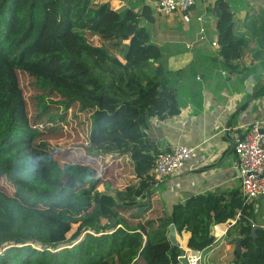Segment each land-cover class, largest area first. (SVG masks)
Wrapping results in <instances>:
<instances>
[{
	"label": "trees",
	"instance_id": "16d2710c",
	"mask_svg": "<svg viewBox=\"0 0 264 264\" xmlns=\"http://www.w3.org/2000/svg\"><path fill=\"white\" fill-rule=\"evenodd\" d=\"M114 1L0 0V264H181L172 224L192 236L191 250L205 251L215 243L212 227L235 219L246 203L242 193L203 194L149 218L159 215L154 169L166 151L149 131L154 120L180 114L183 69L163 64L140 12L114 10ZM213 14L223 64L237 68L245 47L263 45L264 13L235 20L221 0ZM22 75L36 99L92 111L89 151L128 159L135 176L128 185L102 193L90 164L63 163L38 141L45 110L30 116ZM85 205L77 219L67 212ZM253 229L244 214L227 233L235 245L243 239L236 264H264V228Z\"/></svg>",
	"mask_w": 264,
	"mask_h": 264
},
{
	"label": "crops",
	"instance_id": "0c3cea01",
	"mask_svg": "<svg viewBox=\"0 0 264 264\" xmlns=\"http://www.w3.org/2000/svg\"><path fill=\"white\" fill-rule=\"evenodd\" d=\"M227 1L235 20L264 13V0ZM156 2L117 0L112 7L139 11L151 45L160 51V61L183 69L178 96L180 114L166 121L154 120L149 131L164 150L173 145L200 148L198 157L187 162L180 174L155 185L161 207L155 204L154 211L170 215L174 205L191 196L219 193L230 199L231 194L242 193L241 178L236 174L239 159L235 145L250 125L264 118V96L258 94L264 87V55L253 57L256 51L260 57L264 48V23L260 28L263 45L249 44L243 49V60L236 63L239 67L229 69L220 56L217 18L213 14L217 2L198 0L189 23L180 14L152 20L148 8L155 11ZM198 17L203 18L202 22L197 21ZM243 213L258 228H264V201L253 200ZM178 239L182 248L190 249V234L178 235ZM233 240L226 237L203 251L202 264L234 263Z\"/></svg>",
	"mask_w": 264,
	"mask_h": 264
},
{
	"label": "rangeland",
	"instance_id": "374dc122",
	"mask_svg": "<svg viewBox=\"0 0 264 264\" xmlns=\"http://www.w3.org/2000/svg\"><path fill=\"white\" fill-rule=\"evenodd\" d=\"M149 14L152 20L159 18V15L149 7ZM110 21V20H109ZM107 21V22H109ZM87 36V34L85 33ZM162 36V35H161ZM88 38L94 44H100L98 37H93L88 34ZM152 33V41L154 40ZM153 46V45H151ZM28 79L21 76V83L24 85V94L28 102V109L32 119L41 114L45 110L40 124L37 126L40 138L39 142L47 144L48 149L63 163L84 162L90 164L96 171L95 177L101 179L99 191L105 193H117L128 185L133 176V168L129 164L128 159L121 157L107 156H92L89 151V133L91 128V110H80L76 105L72 109L65 112V107L60 104V98H51L42 102L36 99L34 91L27 86ZM65 115L64 119H60ZM85 159V160H84ZM89 181V175H86ZM4 190L7 193H12L10 185L4 183ZM161 207L160 205H158ZM88 206H82L78 211H69L73 219L82 217L88 210ZM156 214H158L156 212ZM161 214L152 215L150 219L162 218ZM234 247V246H233Z\"/></svg>",
	"mask_w": 264,
	"mask_h": 264
},
{
	"label": "built area",
	"instance_id": "2783aa9c",
	"mask_svg": "<svg viewBox=\"0 0 264 264\" xmlns=\"http://www.w3.org/2000/svg\"><path fill=\"white\" fill-rule=\"evenodd\" d=\"M198 0H157L155 12L162 18L169 19L182 15L185 22L189 23L193 17V10ZM209 3H216L221 0H205ZM203 18L198 17L197 21L202 22ZM205 32L204 29L201 30ZM225 131H228L226 128ZM199 147L173 145L163 151L156 159L154 173L157 184L163 180L176 176L183 171L184 165L195 160L199 155ZM235 153L239 159V170L241 178L242 194L246 203L240 213L233 220H229L223 226L214 225L212 235L215 243L227 237L230 228L237 224L243 211L253 200L264 201V118L262 121L250 125L242 140L235 145ZM253 225L255 223L253 222ZM188 264H202L204 252L199 250H183ZM182 256L179 257V260ZM181 263V262H180Z\"/></svg>",
	"mask_w": 264,
	"mask_h": 264
},
{
	"label": "water",
	"instance_id": "95a60500",
	"mask_svg": "<svg viewBox=\"0 0 264 264\" xmlns=\"http://www.w3.org/2000/svg\"><path fill=\"white\" fill-rule=\"evenodd\" d=\"M242 139H243V137L240 138V140H242ZM236 164H237L236 174H237V176H240L239 161H237ZM257 229H258V227L254 226L253 235H256ZM168 236H169V241L171 242L172 246L178 247L181 250V256H182L180 259L181 264H188L187 259L184 257L185 253H184L183 248L181 247V244L179 242L176 226L174 224H172L170 226ZM242 242H243L242 238H239L236 242V250H237L238 254H240L242 251ZM232 264H236V263L234 262Z\"/></svg>",
	"mask_w": 264,
	"mask_h": 264
},
{
	"label": "clouds",
	"instance_id": "9594fccd",
	"mask_svg": "<svg viewBox=\"0 0 264 264\" xmlns=\"http://www.w3.org/2000/svg\"><path fill=\"white\" fill-rule=\"evenodd\" d=\"M183 250H184V248H183Z\"/></svg>",
	"mask_w": 264,
	"mask_h": 264
}]
</instances>
